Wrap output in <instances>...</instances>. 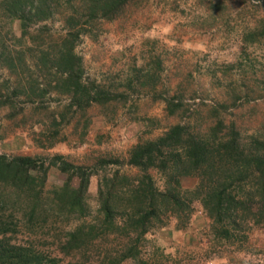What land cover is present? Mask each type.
Masks as SVG:
<instances>
[{
  "label": "rangeland",
  "instance_id": "1",
  "mask_svg": "<svg viewBox=\"0 0 264 264\" xmlns=\"http://www.w3.org/2000/svg\"><path fill=\"white\" fill-rule=\"evenodd\" d=\"M7 21L0 19L5 29ZM44 24L49 31L34 43L20 37L16 22L2 34L10 48L28 47L23 59L33 66L16 69L25 90L31 82L48 92L33 103L25 94L13 99L14 118L8 117V107L0 108V154L61 155L74 165L95 168L87 199L92 214L98 208L99 179L117 169L135 175L127 166L131 148L177 123L207 131L222 120L245 138L264 136V0H131L113 21L82 24L88 32L80 36L75 53L83 59L84 77L119 98L77 111L67 108L68 96L54 81L58 77L35 66L38 52L52 57L66 31L55 18L32 25L30 32ZM7 79V88L19 80L0 68V90H7ZM165 100L178 105L173 114ZM100 160L120 165L98 166ZM65 179L51 167L47 187H59ZM181 184L189 189L196 179L184 177ZM176 223L172 218L146 236L142 264H264V227H250L247 242L238 248L214 241L211 221L198 205L185 228L177 229ZM60 264L76 262L65 258Z\"/></svg>",
  "mask_w": 264,
  "mask_h": 264
},
{
  "label": "trees",
  "instance_id": "2",
  "mask_svg": "<svg viewBox=\"0 0 264 264\" xmlns=\"http://www.w3.org/2000/svg\"><path fill=\"white\" fill-rule=\"evenodd\" d=\"M130 1L0 0V19H8L6 29L0 24V68L19 79L18 67L33 66L23 59L28 47L12 49L3 37L15 22L20 37L34 43L49 28L44 24L31 33L32 25L58 18L66 30L61 43L52 57L51 52H38L35 66L58 77L54 81L68 96L67 108L84 110L119 98L84 77L83 59L75 46L88 32L82 24L113 21ZM9 81H4L6 88ZM30 83L29 92L20 79L16 86L0 90V108H9V118L18 114L13 99L25 94L33 103L47 94V88ZM165 103L173 114L178 105ZM108 164L120 162L97 163ZM127 166L136 174L117 169L99 179L98 208L92 214L87 199L95 168L74 165L61 155L0 154V264H60L65 258L76 264H142L146 236L172 218L177 229L185 228L197 205L211 221L213 239L220 245L240 248L250 227H264V136L245 138L234 124L222 120L207 131L177 123L154 140L136 143ZM51 167L66 174L59 187H47ZM184 177L195 178L196 184L183 188ZM49 239L50 246L38 244Z\"/></svg>",
  "mask_w": 264,
  "mask_h": 264
}]
</instances>
